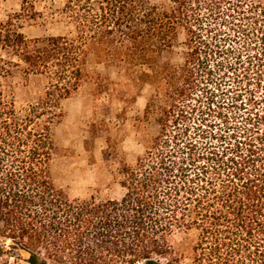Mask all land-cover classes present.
I'll use <instances>...</instances> for the list:
<instances>
[{
	"label": "trees",
	"instance_id": "1",
	"mask_svg": "<svg viewBox=\"0 0 264 264\" xmlns=\"http://www.w3.org/2000/svg\"><path fill=\"white\" fill-rule=\"evenodd\" d=\"M37 1L0 22V48L46 80L22 110L0 89V239L30 264H181L182 230L190 264H264V0H65L73 33L28 39ZM110 69L125 91L152 87L157 133L119 169L120 198L71 199L54 128L83 82L115 84Z\"/></svg>",
	"mask_w": 264,
	"mask_h": 264
},
{
	"label": "rangeland",
	"instance_id": "2",
	"mask_svg": "<svg viewBox=\"0 0 264 264\" xmlns=\"http://www.w3.org/2000/svg\"><path fill=\"white\" fill-rule=\"evenodd\" d=\"M65 0H39L34 20H23L20 31L28 39L73 33V25L61 9ZM20 11V0H0V22ZM182 39V38H181ZM179 60L177 55H162L161 60ZM19 63L12 67V74L4 77L0 68V89L13 98L18 110H22L38 97L46 87L43 76H25L23 64L0 48V67L3 61ZM104 72L102 66L97 67ZM91 71L93 65L88 64ZM115 82L108 91L97 93L90 81L83 82L78 90L63 101V119L54 128L57 155L52 162L56 185L71 199L120 198L123 190L118 184L122 165H133L144 153V141L157 133L153 117L142 121L147 99L153 94L152 87L142 89L133 86L122 89L126 82L114 69L108 71ZM194 232L182 230L171 236V245L181 256V264H190ZM4 243L0 253L2 264H30L29 254L21 249H11L10 241Z\"/></svg>",
	"mask_w": 264,
	"mask_h": 264
}]
</instances>
